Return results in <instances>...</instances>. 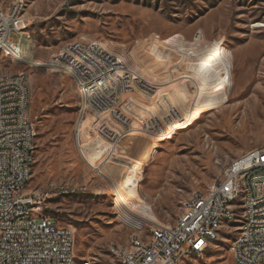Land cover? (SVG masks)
<instances>
[{"label":"rangeland","instance_id":"1","mask_svg":"<svg viewBox=\"0 0 264 264\" xmlns=\"http://www.w3.org/2000/svg\"><path fill=\"white\" fill-rule=\"evenodd\" d=\"M23 1L28 27L25 36L13 37L32 62H13L0 52V68L28 71L36 159L27 191L48 194L44 214L75 229L77 260L108 264L111 246L130 247L134 236L151 239L154 223L174 224L189 196L208 193L233 159L264 147V0ZM2 2L4 13L18 8V1ZM81 39L100 41L123 56L127 68L157 84L149 96L135 93L142 101L133 104L134 115L150 120L147 133L154 135L132 131L117 141L119 155L110 167L104 165L108 178L80 156L78 95L69 73L41 67L66 43ZM116 72H123V59H116ZM229 90L230 100L207 106L198 119L157 140L167 121L188 110L194 95L200 104ZM104 91L105 84L93 86V94ZM88 107L92 98L83 97L81 110ZM92 122V116L83 120L82 140H91ZM133 126L142 125L133 120ZM147 142L154 147L141 157L143 201L127 197L118 203L116 179L132 173L125 165ZM124 215L134 219L131 224ZM239 224L226 225L230 232L200 253H185L178 264H235L229 247Z\"/></svg>","mask_w":264,"mask_h":264},{"label":"built area","instance_id":"2","mask_svg":"<svg viewBox=\"0 0 264 264\" xmlns=\"http://www.w3.org/2000/svg\"><path fill=\"white\" fill-rule=\"evenodd\" d=\"M14 1H18V8L4 13L0 0V52L6 58L9 49L18 42L13 35L25 36V31L19 30V22L28 21L25 2ZM116 59H123V72H116ZM44 66L59 73L69 70L78 95L75 126L78 150L97 174L107 173L104 165L110 166L113 156L119 155L117 141H123L132 131L154 135L147 133L150 120L134 115L133 104L138 99L135 93L151 95L156 82L135 67L127 68V60L100 41L81 39L66 43L44 61L41 67ZM0 77V264H68L69 258H77L75 229L59 225L44 214L48 194L27 191L36 159L28 71L0 68ZM83 82H90V89H83ZM97 84H105L103 93L93 94V86ZM83 97L92 98L88 110H81ZM87 116L93 118L91 140L106 143L99 162L90 159L82 146L81 125ZM133 120L142 126L134 128ZM246 181H253V190H249L248 212L240 216H252L253 224L245 225L243 240L229 248L235 264L256 262V254L264 252V218H258V210H262L258 198H264V147L251 148L233 159L211 185L209 199H202V193L196 192V199L186 200V213L180 214L174 224L154 223L155 239H147L145 235L132 237V247L109 248L108 264H178L180 255L196 253L205 242H215L224 231H231L226 230V224L218 225V217L233 214L229 198L246 190ZM28 202H35L33 220L25 218ZM79 264H89V259H81Z\"/></svg>","mask_w":264,"mask_h":264},{"label":"bare ground","instance_id":"3","mask_svg":"<svg viewBox=\"0 0 264 264\" xmlns=\"http://www.w3.org/2000/svg\"><path fill=\"white\" fill-rule=\"evenodd\" d=\"M258 25V24H257ZM260 25V24H259ZM28 27V23L26 22H19V30L20 31H26V28ZM18 35H23L24 33H17ZM18 42L16 45L12 47V49H9L8 55L11 56L12 59H19L20 62L29 63L32 62L31 60L26 59L24 56H21L23 54L21 47H20V40H17ZM65 72L69 73V70H64ZM198 88L201 84L200 79H198ZM2 84V77H0V85ZM213 87V86H212ZM211 87V88H212ZM176 86L174 84H171L170 89H175ZM178 88V85H177ZM83 89H90V82H87L84 84ZM169 89V90H170ZM231 90L220 94L219 96L215 98H211L210 100L206 101L205 103L198 104L196 100V96L194 95L191 99L193 101L190 104V107L188 110L183 114H178L174 118H171L169 121H167V124L161 129V131L156 135L157 140L164 139L167 136H170L171 132L174 130V128L177 127H184L187 124L195 121L198 119L201 114L206 110L207 106H210L211 104H217L224 102L226 100H230L231 97ZM86 101H89V98L91 97H85ZM88 104V102H87ZM91 106V105H88ZM155 108V107H154ZM154 108H152L154 110ZM157 110V108H155ZM245 120H248L247 118ZM83 148L86 150L88 156L90 159L99 162L103 150H105V142L104 141H98L99 143L91 142V140L83 139ZM147 148L140 153V155L135 159L132 163H127L125 165L126 168H128L130 171H132L131 174L122 173V178H118L117 185H115L116 188V198L118 196V203H124L127 201V197L142 202L141 195L139 193V182H140V175H139V169L141 168L142 159L141 157H144L148 154V150L154 147V144L152 142H147ZM123 160H121L122 162ZM95 169V168H94ZM224 173V171H223ZM103 176L108 178L107 173H103ZM249 190H253V181H246V190H242L238 195H234L229 198V205H231V212L233 214L229 217V215H221L218 217V225H227L233 227L234 223L236 221H240L238 232L236 233L235 237L232 239L230 246L237 244L241 242L245 236V225H252L253 224V217L252 216H240V214H246L248 212V198H249ZM36 194H43L39 191H36ZM209 196H211V186L209 188L208 193L202 194V199H209ZM188 199H196V194H193L188 197ZM241 203V205L238 207V205ZM119 205V204H118ZM127 206V205H126ZM137 206V205H136ZM133 207V206H131ZM135 207V205H134ZM258 207H262V210H258V218H264V198H258ZM141 209V208H140ZM148 207L145 205L143 206L142 211H147ZM131 210V209H130ZM140 211V210H139ZM144 213V212H143ZM186 213V204H184V209L182 214ZM147 215V214H146ZM126 216V221L129 222V220L133 221L134 219L131 218L129 215ZM143 217V216H141ZM25 218L26 220H33L35 218V202H28L27 203V210H25ZM129 218V219H128ZM54 220L53 218H51ZM141 219V218H140ZM125 220V219H124ZM141 222V221H140ZM130 223V222H129ZM131 224V223H130ZM138 237V236H134ZM151 239H155V228L152 233ZM219 238H216L218 240ZM211 242H205V244L202 245L201 248L196 253H200L204 251L207 246ZM132 247V240H131V246ZM110 248H115V245L111 246ZM184 256V254L180 255V260ZM262 260H264V252H258L256 254V262H252L251 264H261ZM68 264H79V260L77 258H69ZM89 264H94L92 260L89 259Z\"/></svg>","mask_w":264,"mask_h":264},{"label":"crops","instance_id":"4","mask_svg":"<svg viewBox=\"0 0 264 264\" xmlns=\"http://www.w3.org/2000/svg\"><path fill=\"white\" fill-rule=\"evenodd\" d=\"M144 96L146 97V96H149V95H144ZM139 100H140V99H139ZM140 101H142V100H140ZM109 167H110V166H109Z\"/></svg>","mask_w":264,"mask_h":264}]
</instances>
